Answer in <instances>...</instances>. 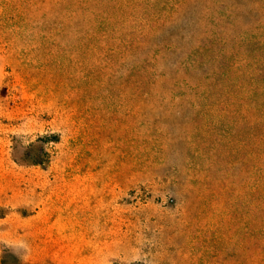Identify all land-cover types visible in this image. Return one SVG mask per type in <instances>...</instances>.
Wrapping results in <instances>:
<instances>
[{
	"label": "rangeland",
	"instance_id": "374dc122",
	"mask_svg": "<svg viewBox=\"0 0 264 264\" xmlns=\"http://www.w3.org/2000/svg\"><path fill=\"white\" fill-rule=\"evenodd\" d=\"M83 8L0 0V264H264V0H127L134 58Z\"/></svg>",
	"mask_w": 264,
	"mask_h": 264
},
{
	"label": "trees",
	"instance_id": "16d2710c",
	"mask_svg": "<svg viewBox=\"0 0 264 264\" xmlns=\"http://www.w3.org/2000/svg\"><path fill=\"white\" fill-rule=\"evenodd\" d=\"M79 2L84 5V17L87 18L86 26L91 32L93 31V36L89 35L88 38L98 37L102 42L117 43L124 47V50L128 56L134 58L135 56L132 50L134 48L142 47L143 44L140 41L135 42L129 38L130 32L128 30V20L126 16L127 0H79ZM113 6H116L117 10H114ZM143 63L146 66L145 69H147L149 59L147 58ZM202 63V60L190 59L178 62L175 64V67L180 68V70H182L181 67L184 66L196 68L197 65H201ZM222 66L224 65L220 64V67ZM132 69L136 70L137 68L133 67ZM229 69H231L230 72H217L215 70L210 72L205 81L200 85L202 93L198 94L196 97H199L201 101L207 102L211 97L215 96L214 89L219 86L220 78H222V80L228 79L230 76L229 73H232L234 70L233 68ZM167 77L176 88L178 86L179 80L176 78L174 73H168ZM252 77L254 81L252 87H255L256 84L259 86L256 75H253ZM162 90L163 93L169 92V89L165 87L162 88ZM191 91L193 92L194 90ZM217 95L219 99L218 101H220V103L227 100L223 94L218 93ZM254 110L258 111L257 115L255 116L256 120L254 126V129L257 128L259 131V134H257L258 149L260 150L258 158L260 163L264 164V104H255Z\"/></svg>",
	"mask_w": 264,
	"mask_h": 264
},
{
	"label": "clouds",
	"instance_id": "9594fccd",
	"mask_svg": "<svg viewBox=\"0 0 264 264\" xmlns=\"http://www.w3.org/2000/svg\"><path fill=\"white\" fill-rule=\"evenodd\" d=\"M22 246V245H21Z\"/></svg>",
	"mask_w": 264,
	"mask_h": 264
}]
</instances>
